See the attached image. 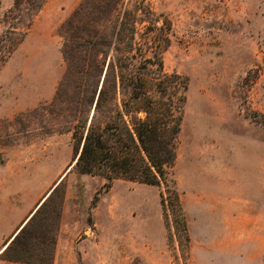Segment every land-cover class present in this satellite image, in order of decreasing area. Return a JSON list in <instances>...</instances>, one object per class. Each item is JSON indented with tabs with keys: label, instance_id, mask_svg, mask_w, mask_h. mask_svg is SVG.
<instances>
[{
	"label": "rangeland",
	"instance_id": "1",
	"mask_svg": "<svg viewBox=\"0 0 264 264\" xmlns=\"http://www.w3.org/2000/svg\"><path fill=\"white\" fill-rule=\"evenodd\" d=\"M44 3L23 40L18 28L0 47V197L16 191L31 208L63 190L51 264H264V0ZM122 19L134 40L116 36ZM157 38L168 39L160 73L143 59ZM139 61L150 99H186L169 172L188 246L169 211L165 226L163 184L115 179L97 194L106 179L75 168L74 125L96 123L106 72L105 103L135 99L120 73Z\"/></svg>",
	"mask_w": 264,
	"mask_h": 264
},
{
	"label": "trees",
	"instance_id": "2",
	"mask_svg": "<svg viewBox=\"0 0 264 264\" xmlns=\"http://www.w3.org/2000/svg\"><path fill=\"white\" fill-rule=\"evenodd\" d=\"M99 1L103 3L104 0ZM44 2L45 0H14L12 7L3 16L6 29L0 36V47L7 35L15 34L18 28L23 31L18 33L20 37L16 45L23 40ZM116 2L111 13L118 11L119 3ZM138 9L144 14L151 13L143 5ZM78 13L79 9L74 11L64 27H76ZM128 32L134 40L137 32L135 23L129 28L125 19H122L116 36H123ZM157 39L156 48L151 51L152 55L143 59L146 63L157 65L160 73L163 72L161 52L167 47L168 39L165 38L163 46L161 40ZM16 45L11 49H15ZM126 58L134 60L136 56L126 55ZM140 61L137 65L132 63L136 68L134 73L127 76L123 70L120 73L121 84L128 80L126 85L134 91L132 94L135 99L116 101L111 105L105 103L103 98L110 80L106 72L96 101V123L92 119L88 128L85 122L77 123L72 130V138L76 140L75 168L80 173L106 179L97 194L107 190L115 179L156 186L163 184L165 192L160 194V199L165 226H169L166 220L169 211L174 216L175 228L182 233L181 236L188 246L190 238L180 194L169 172L175 160L176 139L180 132L182 109L186 99L184 95L175 102L173 99H150L148 82L143 78L139 67ZM126 68L129 70V67ZM181 89L182 92L186 91V80L181 81ZM140 113L144 116H140ZM97 194L94 199H97ZM62 200L63 190L57 185L6 244L2 259L24 264H51L56 232L61 221Z\"/></svg>",
	"mask_w": 264,
	"mask_h": 264
},
{
	"label": "crops",
	"instance_id": "3",
	"mask_svg": "<svg viewBox=\"0 0 264 264\" xmlns=\"http://www.w3.org/2000/svg\"><path fill=\"white\" fill-rule=\"evenodd\" d=\"M43 4V7H45ZM10 0H0V9H8L11 7ZM41 9V10H42ZM40 10V12H41ZM34 191L36 188L33 189ZM11 191V190H10ZM23 191L29 192L28 186L25 183ZM11 195H2L0 197V255L3 252V247L9 243V241L13 238L16 232L24 225L29 216L33 213V211L38 206V203L42 200L38 201V196L36 195L35 199H37L38 203L33 205L31 208L26 207L22 208L20 205L21 198L16 193V191L10 192ZM6 209H4V207ZM23 215V218H21ZM12 216H19L18 219L12 218ZM0 264H7L4 260L0 258Z\"/></svg>",
	"mask_w": 264,
	"mask_h": 264
},
{
	"label": "water",
	"instance_id": "4",
	"mask_svg": "<svg viewBox=\"0 0 264 264\" xmlns=\"http://www.w3.org/2000/svg\"><path fill=\"white\" fill-rule=\"evenodd\" d=\"M49 192L47 194H45V196L42 198V200H44V198L49 194ZM42 200L38 203V205L42 202Z\"/></svg>",
	"mask_w": 264,
	"mask_h": 264
},
{
	"label": "bare ground",
	"instance_id": "5",
	"mask_svg": "<svg viewBox=\"0 0 264 264\" xmlns=\"http://www.w3.org/2000/svg\"><path fill=\"white\" fill-rule=\"evenodd\" d=\"M6 246V245H5ZM5 247H3V250H4Z\"/></svg>",
	"mask_w": 264,
	"mask_h": 264
}]
</instances>
